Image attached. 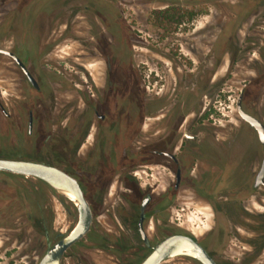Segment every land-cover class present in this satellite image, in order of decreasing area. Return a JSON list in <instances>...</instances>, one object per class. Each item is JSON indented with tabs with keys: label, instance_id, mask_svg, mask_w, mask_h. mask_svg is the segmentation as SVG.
<instances>
[{
	"label": "rangeland",
	"instance_id": "1",
	"mask_svg": "<svg viewBox=\"0 0 264 264\" xmlns=\"http://www.w3.org/2000/svg\"><path fill=\"white\" fill-rule=\"evenodd\" d=\"M24 4L29 6L26 11L41 9L36 27L41 19L45 28L40 34H24L17 20ZM34 4L35 10L30 8ZM86 10L102 15L97 18ZM97 32L104 46L94 52L97 47L84 44ZM0 46L20 54L35 71L39 66L33 60L42 59L37 64L41 74L64 81L73 77L76 84L73 90L60 88L50 131L45 110L49 92L38 99L25 86L19 68L0 55V156L63 167L82 182L92 211L88 233L66 249L62 264H136L147 252L136 232L138 202L147 191L152 199L143 226L151 244L168 234L184 233L219 264H264V250L247 263L254 252L248 244L255 236L252 228L264 221V189L240 199L251 176L217 157L215 165L207 159L215 149L211 156L216 153L225 160L237 140L242 161L250 164L261 155L256 133L238 116L235 101L242 93L244 109L264 123V0H0ZM91 52L96 57H89ZM102 55L119 61L121 110L132 107L137 127L106 132L113 142L107 138L93 153L92 129L76 154L66 152L72 114L94 117L80 93L82 64L98 77ZM129 97L135 98L132 105ZM229 102L232 106L227 108ZM212 105L232 113L221 123L207 121L201 115L204 108L214 109ZM166 122L169 140H182L183 132L199 138L185 140L186 157L176 188L174 165L166 160L151 163L146 153L152 141L162 146L157 139L165 134ZM197 144L202 145V159L195 156L200 153ZM46 149L56 156L49 158ZM208 165H214L208 168L213 175L204 181L201 171ZM107 178L112 184L106 193ZM233 180L241 184L231 193ZM76 220L75 205L45 182L0 172V264H37L57 234L68 233ZM159 264L200 263L176 256Z\"/></svg>",
	"mask_w": 264,
	"mask_h": 264
},
{
	"label": "flooded vegetation",
	"instance_id": "2",
	"mask_svg": "<svg viewBox=\"0 0 264 264\" xmlns=\"http://www.w3.org/2000/svg\"><path fill=\"white\" fill-rule=\"evenodd\" d=\"M71 3H73V2L71 1ZM95 6H97V5H95ZM28 7H29L28 4H26V5L24 4V6H22V8L20 7V10L17 12V15H18L17 20L20 23L21 28H23L24 34L25 33L31 34L32 32L33 33L39 32V34H40L41 32H43V30L45 28V22L41 23V19H40V21H37L38 26L36 27V19H39L40 16L42 15L41 9L35 10L36 5L34 4L30 7V8H33L35 10L34 12H32L31 10L26 11ZM85 7H87V5H85ZM91 7H92V5L90 6V8ZM86 11H88L89 13H91L93 16H95L97 18H100V15H102L97 10H86ZM6 13L8 14V12H6ZM69 13H73L74 15L73 14L72 15L74 17L77 15V13H75V11H73V10H72V12L70 11ZM27 21H29V22H27ZM96 28H97V26H96ZM96 30L99 31V29H96ZM96 35H97V37H95V38L91 37L90 38L92 40V42H90V41L88 42V40H87V43L84 44L85 48H89V47H93V46L97 47V50H95L94 52H98V50L100 48L102 49L104 46L102 43L100 44V42H99V39L101 38L100 33L97 32ZM0 49L10 51L12 54L16 55L20 59V61L23 63V65L26 67L27 71L29 72V74L33 78L34 83H32L28 79L26 74L22 71L20 66L15 62V60L11 56L0 52V55L7 57L8 61L11 60L19 68V71L21 73V77L24 81L25 86L33 89L34 92L37 94L38 99L44 98V94L49 92L48 93L49 94V100H48V104H46L49 106H46L45 110L47 113L46 116L48 118L47 125H48L49 129L52 128L53 124H52V119H51L52 118L51 117V110L57 108L56 102L58 101V95L61 92L59 90L62 87V85H65L68 89L73 90L74 85H76L73 82V80H74L73 77L71 76L72 78H68L66 76L65 77L66 81H64V80H62L63 77H60L57 75L47 74V73L41 74V72H43V70L40 67H42V66L37 65V64H40L42 62V59L37 58L36 60H33L32 63L36 64V67L39 66L38 71H35V70L30 69V66L28 65V61L26 63V59L24 57H22L20 54L18 55L15 52H13L12 50L7 49V48L2 47V46H0ZM237 51L239 52V50H237ZM94 52L89 53V57H96V54ZM99 60L101 61L102 65H103L102 74L98 77H94L95 74L92 75V72L88 69V67H86V64H82V67H83L85 74L83 76V80L82 81L80 80V82L82 84V87L80 88L81 89L80 93L83 96L84 106L88 110H92L93 115L96 119L94 117L89 118L85 115H82L78 111L76 113L72 114L73 120L71 121V123L67 129L68 130V132H67L68 138L66 140L67 141L66 152H71V153L76 154L79 151L80 147L84 144V141L87 140V137L91 133L92 129L94 130L93 131L94 134L92 136V144H91L92 153H93L97 148H99L101 150L103 148V145L107 142L108 137L106 138V132L112 133V132H115L116 129H118L121 132L123 129L127 130V129H130L133 127H135V128L137 127L136 114L131 109L132 107L127 106L123 112L121 110V104H122V100L120 98V89H121L120 84H121V82L119 80V74H118L119 70H116V65L118 66L119 61L118 60L111 61V59H109V58L107 59L105 57V55L104 56L102 55L101 57H99ZM107 68H108V71H107ZM59 79H61V80H59ZM95 92H97L98 94H95ZM50 96H52V97H50ZM242 96H243L242 93L238 94L237 99L235 101V108H236L238 100H240V105H241L242 110L244 112L248 113L249 115H252L253 117L259 119L257 116H255L254 114H252V113H250L244 109V107L242 105V98H243ZM134 101H135V98L129 97L128 104L132 105ZM72 104H76V103L70 102L71 106H72ZM67 105H69V104H67ZM225 106L227 108H229L232 106V103L229 102ZM212 107H214V106L212 105ZM100 110H101V112H99ZM63 111H66V110H63ZM236 112H237V108H236ZM231 113H232V110L230 112L228 111L226 116L228 117L229 115H231ZM5 114H7V113L5 112ZM237 114H238V112H237ZM201 116L203 119L206 118L207 121L211 120L213 123H217V122L221 123L220 120H223V119H224V121L226 120V118H222L220 116V112H218V111L215 112V107H214V109L213 108L212 109L211 108H208V109L204 108V111H203ZM226 116H224V117H226ZM238 116L240 117L239 114H238ZM240 119L242 121H244L247 125H249L256 133V130L247 121H245L241 117H240ZM33 128H34L33 114H32V110L29 109L27 112V132H28V135L32 134ZM162 128L166 129V132L160 138L157 139V142L161 141L160 144L163 147L162 146L159 147L158 146L159 144L154 143V142H156V140L152 141L151 142L152 147H147L146 153L152 156V160L150 161L151 163L156 164V163H158L159 160H164V161L166 160L167 163H172L174 165L175 180H174L173 188H176L180 179H181L182 161H184L183 159H185V157H186V151L184 149L185 140L198 142L199 138L197 137L196 133L195 134H189V133L183 132V139L182 140L179 141V139H176L175 137L172 138L171 140H169L168 136H169L170 130L167 129L168 128V122H166L165 126H162ZM50 131H51V129H50ZM111 136H112V134H111ZM256 136H257V133H256ZM112 140L113 139H109V142H113ZM257 141L259 142L261 155L254 156V160L250 164L247 163V160L246 161L241 160L242 155L240 154V150L237 148L239 145V142H240L238 140L233 145H231V147H230L231 148V155H227L225 157V160H220V158H218V155H216V153H215L214 157L211 156L212 152H216L215 149L210 151V156H208V158H207V159H209V162L214 161L213 164L215 165V163H217L215 158L217 157V159H219V162L223 161L225 163V165H227V167L233 168V169L238 168V169L244 170L245 172L248 173V175L251 176L248 180V183L246 184V186L242 190V193L239 195L240 199L244 195L249 194V192H251V191L258 190L259 188L264 189V176H263V183H258L257 185H255V177H256V174L258 172L259 166L262 162L263 156H264V147H263L262 143L260 142L258 136H257ZM210 142L212 143V140ZM155 144H156V146H155ZM201 146H202L201 144L196 145V147L199 151H200ZM66 152H65V154H67ZM202 152H203V150H202ZM238 152H239V154H237ZM46 153H47L49 158L51 156L53 158L54 157L53 155H55V152L52 151L51 149H46ZM200 154H201V151L199 154L196 153L195 156L197 159L203 158L202 155H200ZM58 156L62 157L63 153L58 155ZM0 158L35 161V160H31V159L7 158V157H2V156H0ZM160 158H163V159H160ZM196 158L195 157L192 158V160L190 162L191 166H192V163H195ZM36 162H40V161H36ZM41 163L56 166L59 169L68 173L69 175L73 176L77 180V182L79 183V186L82 190L83 196L85 197L86 192L84 191L83 184L77 177H75L74 175L69 173L66 169L57 165L56 163H47V162H41ZM71 164L73 165V162L68 161V165H71ZM214 165H212L211 167H213ZM225 165H223V167ZM217 166L218 165L216 164V169H217ZM204 167L205 168H203V170L201 171V174L203 175V180L205 181V180L210 179V177H211V175H213V173L211 174L208 171V168L211 169L210 165L204 166ZM0 172H5V171H0ZM241 172H243V171H241ZM14 174H16V173H14ZM177 175H178V179H176ZM214 175H216V174H214ZM109 179L110 178L106 179V182L103 186V189L105 190L106 193L109 191L111 184H112V181H110ZM240 184H241V182L238 183V180H233V182L231 184L232 187L230 188V192L234 193L236 190H238L240 187ZM52 190H54V189H52ZM122 195H123L122 197L124 200H128L126 194H122ZM85 199H86V197H85ZM151 199H152L151 193L147 191L146 193L145 192L142 193V197L140 198V200L138 202V213H137V217H136V232L139 235V238L142 242V246L144 248H146L147 252L136 264H138L149 253L151 248L157 242L162 240L164 237L170 235V234H168V235L164 236L162 239L158 240L154 244H151V242L149 241V238H148V236L145 232L144 226H143V222H145L146 218L148 217L146 210H147V207L149 206V204L151 202ZM86 201H87V199H86ZM87 203H88V201H87ZM142 203H143V207H142ZM88 205H89V203H88ZM89 207H90V205H89ZM232 208L235 212L238 211L237 206H232ZM90 210H91V208H90ZM141 213L143 214V217L141 220V222H142L141 225H142L143 231L146 235V241L142 239L141 234L138 230V222H139V218H140ZM262 214H264V212ZM259 221L260 222H257L256 226H254L252 228V231L255 232V236H253L250 239V241H248V244L251 246V248L254 250V252L252 253L251 258H249L247 260V263L254 261L264 250V221L263 220H259ZM91 222H92V219H91ZM89 229H90V227H89ZM86 234H84L82 237H84ZM171 234H175V233H171ZM181 234H184V233H181ZM63 235L64 234H57V236H59L58 239H60ZM52 245H50V246H52ZM65 251H64V253H65ZM64 253H63V255H64ZM208 254L215 260V262L217 264H219L216 261L215 257L210 252H208ZM63 255L61 258V264H62ZM183 257H186V256H183ZM187 258H189V257H187Z\"/></svg>",
	"mask_w": 264,
	"mask_h": 264
},
{
	"label": "water",
	"instance_id": "3",
	"mask_svg": "<svg viewBox=\"0 0 264 264\" xmlns=\"http://www.w3.org/2000/svg\"><path fill=\"white\" fill-rule=\"evenodd\" d=\"M0 52L11 56L26 74L28 79L34 83L33 78L27 71L26 67L16 55L7 50L0 49ZM236 108L240 117L247 121L256 130L257 136L264 147V124L259 119L244 112L241 108L240 100H238ZM0 171L38 178L75 204L77 211L75 225L68 233L64 234L52 246H50L37 263L61 264V258L64 251L86 234L91 224L92 212L83 196L79 183L73 176L58 167L36 161L0 158ZM263 176L264 156L255 177V185L263 183ZM176 179H178V175L176 176ZM66 193H71L74 198L68 197ZM142 217L143 214L141 213L138 222V230L142 239L146 241V235L141 225ZM175 256H186L197 260L201 264H217L205 248L192 236L181 233L170 234L157 242L138 264H159L162 261Z\"/></svg>",
	"mask_w": 264,
	"mask_h": 264
},
{
	"label": "built area",
	"instance_id": "4",
	"mask_svg": "<svg viewBox=\"0 0 264 264\" xmlns=\"http://www.w3.org/2000/svg\"><path fill=\"white\" fill-rule=\"evenodd\" d=\"M219 104L221 103V102H218ZM214 107H215V105H214ZM215 111L217 112H220V116L221 117H223V116H226V112L223 110V107L222 108H219V109H217V108H215Z\"/></svg>",
	"mask_w": 264,
	"mask_h": 264
},
{
	"label": "bare ground",
	"instance_id": "5",
	"mask_svg": "<svg viewBox=\"0 0 264 264\" xmlns=\"http://www.w3.org/2000/svg\"><path fill=\"white\" fill-rule=\"evenodd\" d=\"M66 195L70 198H74L73 195L71 193H66ZM73 203V202H72ZM74 204V203H73ZM75 205V204H74Z\"/></svg>",
	"mask_w": 264,
	"mask_h": 264
},
{
	"label": "trees",
	"instance_id": "6",
	"mask_svg": "<svg viewBox=\"0 0 264 264\" xmlns=\"http://www.w3.org/2000/svg\"><path fill=\"white\" fill-rule=\"evenodd\" d=\"M42 235H43V236H45V233H44V231H43V230H42Z\"/></svg>",
	"mask_w": 264,
	"mask_h": 264
}]
</instances>
